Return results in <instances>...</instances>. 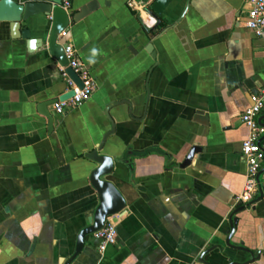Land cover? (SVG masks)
I'll use <instances>...</instances> for the list:
<instances>
[{
    "label": "crops",
    "instance_id": "obj_1",
    "mask_svg": "<svg viewBox=\"0 0 264 264\" xmlns=\"http://www.w3.org/2000/svg\"><path fill=\"white\" fill-rule=\"evenodd\" d=\"M67 1L77 10L90 0ZM97 1L57 35L96 87L61 114L48 105L50 131L37 106L65 92L61 65L0 22V264L68 258L98 204L86 154L105 136L115 164L107 178L126 206L115 242L99 251L90 235L72 264L250 259L225 244L228 216L243 206L234 204L246 168L240 116L264 87V37L245 24L248 1L173 0L161 15L150 0ZM34 19L38 38L47 23ZM258 118L264 124V109ZM235 216L231 242L253 251L250 264H264V193Z\"/></svg>",
    "mask_w": 264,
    "mask_h": 264
},
{
    "label": "water",
    "instance_id": "obj_2",
    "mask_svg": "<svg viewBox=\"0 0 264 264\" xmlns=\"http://www.w3.org/2000/svg\"><path fill=\"white\" fill-rule=\"evenodd\" d=\"M62 1L63 0H0V22L8 23L10 36L12 38L26 40L30 51H33L34 47H44L49 56L56 59L61 66H65L67 64V58L63 46L58 42L57 35L65 31L71 22H78L91 11L98 8L99 2L97 0H90L86 4L80 6L77 10H73L71 6L67 9L62 8ZM172 1L173 0H150L148 3V10L154 15H161ZM37 15H43L45 17L47 31H43L38 38H32L34 17ZM146 49L153 54L150 43H148ZM65 72L79 87H82V81L70 67H66ZM73 94V90L70 89L57 97L42 101L38 104L37 111L47 119L49 131L53 127L54 117L48 110L47 106L59 100L67 99ZM257 121L259 124L264 125L260 122L259 118ZM105 138L106 136L100 144L92 148L86 154V157L95 165L89 173L88 181L96 193L98 204L92 214L87 218L86 226L79 230L75 238L73 251L62 264H72L82 252L86 238L89 235H92L93 232L102 228L108 216L120 214L126 206L125 198L115 184L107 178V176L113 174L115 164L113 162L114 157L102 150ZM263 139L264 135L259 141L262 147H264V144L262 143ZM191 153L192 152L186 156L184 164L190 157ZM184 164H181L182 167ZM263 170L264 168L259 171L257 177L260 176ZM262 194L263 191L260 190L257 197L260 198ZM257 197L255 199H257ZM255 199L247 205L254 203ZM243 209L244 206L238 207L229 214V233L225 239V244L233 250L247 253L251 258L244 262H239L233 260L231 256H228L229 259H232L230 264H250L254 261L253 251L250 248L245 247L242 243L237 245L231 242V238L238 222V218L235 214ZM198 260L203 264H211V260L205 259L204 254H202Z\"/></svg>",
    "mask_w": 264,
    "mask_h": 264
},
{
    "label": "built area",
    "instance_id": "obj_3",
    "mask_svg": "<svg viewBox=\"0 0 264 264\" xmlns=\"http://www.w3.org/2000/svg\"><path fill=\"white\" fill-rule=\"evenodd\" d=\"M249 9L247 12L246 26L249 27L256 36L264 37V0H247ZM129 6L133 1L128 2ZM62 8L67 9L70 2L63 0ZM64 53L67 64L61 66V73L65 81L66 90H73L74 94L64 100H59L52 104V109L56 114H61L65 108L82 104L92 95L96 82L90 74L88 68L80 60L77 52L71 44H66ZM70 67L82 81L79 87L73 79L65 72V68ZM252 103L241 113V122L247 127L248 133L241 144V153L245 161L244 181L240 192L234 198L235 205H247L253 201L260 190L264 193V170L257 177L259 171L264 168V147L260 145V138L264 135V126L259 124L257 116L264 109V87L257 93L251 95ZM118 214L110 215L106 218L102 228L92 233L93 238L98 242V250L102 251L107 244L115 242L116 220Z\"/></svg>",
    "mask_w": 264,
    "mask_h": 264
},
{
    "label": "flooded vegetation",
    "instance_id": "obj_4",
    "mask_svg": "<svg viewBox=\"0 0 264 264\" xmlns=\"http://www.w3.org/2000/svg\"><path fill=\"white\" fill-rule=\"evenodd\" d=\"M89 236H90V235H89ZM89 236H88V237H89ZM88 237H87V238H88Z\"/></svg>",
    "mask_w": 264,
    "mask_h": 264
}]
</instances>
